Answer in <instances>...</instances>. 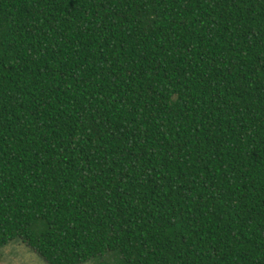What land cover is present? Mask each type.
<instances>
[{
    "label": "trees",
    "instance_id": "trees-1",
    "mask_svg": "<svg viewBox=\"0 0 264 264\" xmlns=\"http://www.w3.org/2000/svg\"><path fill=\"white\" fill-rule=\"evenodd\" d=\"M12 241L47 264H264V0H0Z\"/></svg>",
    "mask_w": 264,
    "mask_h": 264
},
{
    "label": "rangeland",
    "instance_id": "rangeland-1",
    "mask_svg": "<svg viewBox=\"0 0 264 264\" xmlns=\"http://www.w3.org/2000/svg\"><path fill=\"white\" fill-rule=\"evenodd\" d=\"M109 259L106 257L105 259ZM104 260V257H103ZM0 264H47L33 250L20 241H12L0 248ZM90 264V263H85Z\"/></svg>",
    "mask_w": 264,
    "mask_h": 264
}]
</instances>
